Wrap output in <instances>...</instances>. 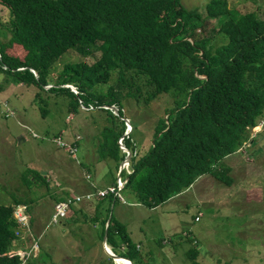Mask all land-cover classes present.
Masks as SVG:
<instances>
[{
  "label": "trees",
  "instance_id": "16d2710c",
  "mask_svg": "<svg viewBox=\"0 0 264 264\" xmlns=\"http://www.w3.org/2000/svg\"><path fill=\"white\" fill-rule=\"evenodd\" d=\"M0 5L11 15V36L0 43L4 80L42 90L34 95L41 115L48 112L47 104L42 106L43 92L61 97L64 114L100 113L103 123L91 134L96 142L91 162L111 164L112 184L118 185L117 172L126 158L121 141L131 150L128 167L121 170L126 180L121 193L152 209L202 174L226 186L233 183L224 158L242 150L248 129L264 118V19L254 11H233L227 0H209L199 23L202 15L186 9L181 0H0ZM205 18H220L212 31L225 42L215 44L214 35L197 32ZM76 47L93 61L66 62L53 74L58 58ZM164 95L175 96L176 103L158 117L148 147L140 153L130 119L125 134L124 105H146ZM109 104L118 111L105 107ZM29 172L33 176L27 185L50 182L40 171ZM18 200L30 210L21 199L0 204V264L21 263L12 251L19 239L13 214ZM117 200L113 195L99 199L89 221L99 224L102 241L112 215L107 241L113 251L133 264H150L130 238L127 224L116 217L111 205ZM188 244L190 264H210L198 242L190 238Z\"/></svg>",
  "mask_w": 264,
  "mask_h": 264
},
{
  "label": "rangeland",
  "instance_id": "374dc122",
  "mask_svg": "<svg viewBox=\"0 0 264 264\" xmlns=\"http://www.w3.org/2000/svg\"><path fill=\"white\" fill-rule=\"evenodd\" d=\"M208 1L181 0L186 9L197 10L202 15L197 20L199 23L204 19ZM227 1L233 11H254V14L264 19V0ZM10 20L9 11L0 5V43L6 42L11 36ZM205 21V25L197 29V32L201 36L214 35L215 44L225 42V38L212 31L213 27L220 24V18H205ZM83 59L93 61L83 55V48L69 49L58 58L52 73L59 72L66 62ZM115 77L113 75L110 83L114 82ZM4 79L3 73H0V204H12L14 199L30 201L28 206L34 213L30 212L33 220L31 225L28 220V228L30 225L36 240L31 235L26 236L27 233L24 235L26 227H16L15 235L19 239L12 251L18 256L36 251L34 256L30 254L20 264H120L105 253L97 228L89 221L95 208L89 204L97 200L73 204L71 212L77 213L73 215L76 220L67 221L70 212L60 222H50V212L61 192L59 181L62 176L56 181V176L49 169L56 168L53 165L59 162L70 164L72 160L53 141L39 139L29 132L34 130L48 134L45 131L52 133L65 126V136L78 133L81 137L78 154L85 159L86 154L91 153L92 156L94 153L96 142L91 134L103 123L100 113L93 115L84 108L86 113L79 111L64 114L61 97L43 92L42 106L47 104L48 112L47 116L41 115L38 109L41 103L38 99L34 100L39 89L33 84L27 86L21 82H6ZM48 87L45 86V89ZM66 87L74 92L71 86L66 84ZM107 88L105 86L104 90ZM175 99V96L164 95L146 105L125 103V117L134 126L132 134L135 147L140 153L148 147L158 117L166 115L165 108L174 106ZM2 100L14 110L13 116L4 114ZM257 126L248 129L250 137L248 142L242 144V150L224 158L225 163L232 168L233 183L230 186L217 181L211 174H202L188 188L154 209L144 208L123 192L121 195L125 202L120 199L121 202L117 200L112 203L116 217L127 224L130 238L139 244L140 248L137 247L141 257L147 256L150 264H190L185 252L191 238L198 242V249L209 257L204 259L205 263L224 264L227 261L226 264H264V123ZM29 169L47 171L43 175L50 178L49 184L45 186L36 180L27 185L26 180L33 176ZM107 179L111 182L113 176H107ZM100 183L96 182L98 185ZM13 206L16 210L18 205ZM194 216L198 219L195 220ZM160 238L174 239L180 241V244L177 242L170 245L168 240L158 244Z\"/></svg>",
  "mask_w": 264,
  "mask_h": 264
},
{
  "label": "crops",
  "instance_id": "0c3cea01",
  "mask_svg": "<svg viewBox=\"0 0 264 264\" xmlns=\"http://www.w3.org/2000/svg\"><path fill=\"white\" fill-rule=\"evenodd\" d=\"M65 130H67L66 127H63L62 129H60V132L61 133V138L65 141V142H72L73 140H75V134H78V133H73L71 135H67L65 136ZM41 135H46L48 137H42V138H46V139H49L51 141H53L58 147H60L68 156L69 158L72 160L71 162H69L70 164H67L65 162H59L53 166H56V168H59V169H56V168H50L49 171L51 173H53L55 176H56V181L58 180L59 176H62V179L59 181V186H60V189H61V192L59 193V195L57 196L56 199H59V200H56V202L58 201H61V200H64L66 197H69L68 193L71 194L73 192H79L78 194H73V195H83V194H86V193H92V194H95L98 190H102V189H106L108 187H111V186H116L114 184H112V181H108L107 179V176H111V174H109L107 171H111L110 169L113 168L111 166V164H108L106 161H93L91 162V160H94L92 158L91 153L89 155L86 154V157L85 159L82 157V156H79L78 154V150H79V147H81V144H82V139L81 137L78 136V138L76 139V146H77V149H76V152H75V157H73L71 154L68 153L67 149L58 145L52 138L50 135L48 134H41ZM52 135V134H51ZM79 135V134H78ZM41 137H39V139H42ZM83 146V145H82ZM240 151V150H238ZM236 151V152H238ZM234 152V153H236ZM233 153V154H234ZM228 156V155H227ZM88 165H90V168L88 167ZM67 166H70L71 168L70 169H66ZM231 166V165H230ZM74 169V170H72ZM120 170V169H119ZM48 171V172H49ZM43 174L47 173V171H43L42 172ZM117 176H118V184H119V179H122V176H121V172H117ZM50 179V178H48ZM99 179H101V183L99 182ZM97 183H100V185L96 184ZM37 184V183H36ZM49 184V182H48ZM46 186V185H45ZM49 189V188H48ZM57 195V194H56ZM110 195H113V196H116L115 194H110ZM129 195V194H128ZM109 196V195H108ZM134 200V196L130 195ZM107 197V196H106ZM117 197V196H116ZM105 197H99V198H96V196L94 195L93 196V199L92 201L94 200H99V199H104ZM108 198L105 199V202L104 203H108ZM93 202V203H90L89 205H94V207L96 206V202ZM136 201V200H135ZM30 202V201H28ZM83 202H87V201H83ZM121 202V200H120ZM54 203V204H55ZM123 203V202H122ZM138 203V202H137ZM123 204H127V203H123ZM139 204V203H138ZM16 205H26V204H16ZM75 205V204H74ZM72 205L70 207V210L68 213L71 212L72 210V207L74 206ZM141 205V204H139ZM54 206V205H53ZM142 206V205H141ZM95 209V208H94ZM154 209V208H152ZM53 211V209H52ZM52 211L50 212V215H49V219L51 217V213ZM28 212V215H29V223H31V221L33 220L31 214L34 215L33 212H31L30 210L27 211ZM31 212V214H30ZM13 214H14V211H13ZM77 213H73V211L70 213V215L68 214L67 215V221L70 220V221H73V220H76V216H73ZM15 217V215H14ZM36 217V216H35ZM17 221V219H16ZM123 222V221H122ZM31 225V224H30ZM29 225V228L26 230V231H29L28 232H24V235L26 234L27 235H31L32 239L33 240H36V237L33 235V232H32V228L30 227ZM66 225V223H65ZM94 227L97 228V234L99 233V224L98 223H94ZM129 232V231H128ZM158 238V237H156ZM155 238V239H156ZM164 241V240H163ZM166 241V240H165ZM35 242V241H34ZM170 242V245H175L178 241L177 240H172V241H168ZM20 243V246H22V243ZM25 243V242H24ZM180 244V241L178 242ZM137 246L140 248L139 244L136 243ZM25 247V246H24ZM137 247V248H138ZM123 250H125L124 246L122 247ZM138 248V249H139ZM150 248V247H149ZM38 253V252H37ZM32 254L33 256L36 254V251H32L29 253V255ZM28 255V256H29ZM27 256V257H28ZM143 257H147V256H143ZM32 258V257H30ZM21 260V259H20ZM22 262V261H21Z\"/></svg>",
  "mask_w": 264,
  "mask_h": 264
},
{
  "label": "built area",
  "instance_id": "2783aa9c",
  "mask_svg": "<svg viewBox=\"0 0 264 264\" xmlns=\"http://www.w3.org/2000/svg\"><path fill=\"white\" fill-rule=\"evenodd\" d=\"M3 68H5V66H3ZM1 104L4 107L3 112L5 115H7V116H13L14 115V110L9 108L6 101H2ZM263 123H264V119L261 118V119L257 120L255 125L261 126V124H263ZM29 132L34 137H41V138L42 137H48L46 135H41L40 133H37L34 130H29ZM50 136L58 145L66 148L68 153L71 154L73 157H75V152L77 149L76 139L79 136L78 134H75V140H73L70 143L65 142L61 138V133L53 134ZM125 184H126V180L119 179L118 185L111 186V187H108L106 189L98 190L95 194L86 193L83 195H69V197H66L64 200L58 201L54 204V208H53V211H52L51 217H50V222L51 223L60 222V220L63 219L67 215L71 205L78 203V202L90 201L91 199H93L94 195L96 196V198H99V197H106L110 194H115L119 199H121L125 202V199L121 195L122 194L121 190L123 189ZM14 215H15V218L17 219V223H18L19 227L21 229L24 227H26V229H28L29 215L27 212V206L26 205H21V206L18 205L16 210H14ZM197 219H198V217H195V220H197ZM28 255H29V253L26 252V253H23L22 255L19 256V258L22 261L21 263L25 262Z\"/></svg>",
  "mask_w": 264,
  "mask_h": 264
},
{
  "label": "water",
  "instance_id": "95a60500",
  "mask_svg": "<svg viewBox=\"0 0 264 264\" xmlns=\"http://www.w3.org/2000/svg\"><path fill=\"white\" fill-rule=\"evenodd\" d=\"M31 71H33V70L31 69ZM64 87H66V86H64ZM70 88H72V90H74V92H75V89L73 87H70ZM105 107L113 108L115 110V112L118 111V107L115 104L105 105ZM124 120H125L126 124L128 125V129L125 131V134H128L130 129H131L130 120L128 119V117H124ZM121 147L126 152V158H125L123 164L121 165L119 172H121V170L126 166V164H128V161H129L130 156H131V150L128 147H126L122 141H121ZM111 216L112 215H110V218H111ZM110 218H109L107 226H106L105 235H103V238H102V245H103V248L105 250V253H107L109 256H111L115 260L116 259H126L129 261V264H133L128 258H125V257L120 256L119 254L115 253L113 251V249L110 247V245L108 244V241H107L108 240L107 239L108 238V230H109L108 224L110 222Z\"/></svg>",
  "mask_w": 264,
  "mask_h": 264
},
{
  "label": "bare ground",
  "instance_id": "6f19581e",
  "mask_svg": "<svg viewBox=\"0 0 264 264\" xmlns=\"http://www.w3.org/2000/svg\"><path fill=\"white\" fill-rule=\"evenodd\" d=\"M118 261V263L120 264H129V261H127L126 259H116Z\"/></svg>",
  "mask_w": 264,
  "mask_h": 264
}]
</instances>
